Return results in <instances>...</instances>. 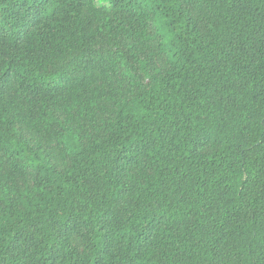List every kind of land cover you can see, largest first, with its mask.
Masks as SVG:
<instances>
[{"label": "trees", "instance_id": "16d2710c", "mask_svg": "<svg viewBox=\"0 0 264 264\" xmlns=\"http://www.w3.org/2000/svg\"><path fill=\"white\" fill-rule=\"evenodd\" d=\"M0 264H264V0H0Z\"/></svg>", "mask_w": 264, "mask_h": 264}, {"label": "rangeland", "instance_id": "374dc122", "mask_svg": "<svg viewBox=\"0 0 264 264\" xmlns=\"http://www.w3.org/2000/svg\"><path fill=\"white\" fill-rule=\"evenodd\" d=\"M132 70L138 73L144 86H148L150 84V73L148 71L142 70L138 65H132Z\"/></svg>", "mask_w": 264, "mask_h": 264}]
</instances>
